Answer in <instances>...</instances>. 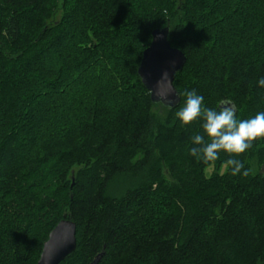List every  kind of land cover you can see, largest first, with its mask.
Masks as SVG:
<instances>
[{
  "label": "trees",
  "instance_id": "trees-1",
  "mask_svg": "<svg viewBox=\"0 0 264 264\" xmlns=\"http://www.w3.org/2000/svg\"><path fill=\"white\" fill-rule=\"evenodd\" d=\"M166 28L174 108L138 76ZM261 76L264 0H0V264H37L63 220L61 264H264V139L221 175L229 154L190 156L201 121L175 118L193 89L250 118Z\"/></svg>",
  "mask_w": 264,
  "mask_h": 264
},
{
  "label": "clouds",
  "instance_id": "clouds-1",
  "mask_svg": "<svg viewBox=\"0 0 264 264\" xmlns=\"http://www.w3.org/2000/svg\"><path fill=\"white\" fill-rule=\"evenodd\" d=\"M256 85L264 88V76L258 78ZM182 96L183 102L175 111V118L184 125L199 119L203 130V135L196 133L190 138L194 146L189 148L188 154L208 161L217 159L221 152L227 153L229 158L225 163L230 173L247 175L244 164L234 157L245 153L257 139H264V111L240 119L230 101L221 100L217 108H208L204 105V97L194 89Z\"/></svg>",
  "mask_w": 264,
  "mask_h": 264
},
{
  "label": "water",
  "instance_id": "water-1",
  "mask_svg": "<svg viewBox=\"0 0 264 264\" xmlns=\"http://www.w3.org/2000/svg\"><path fill=\"white\" fill-rule=\"evenodd\" d=\"M169 34L168 28L153 31L152 42L143 53L138 76L150 92L153 103L174 108L181 100L174 81L183 71L187 58L182 51L171 47ZM76 234L74 222L61 221L50 233L37 264H61L69 258L77 247Z\"/></svg>",
  "mask_w": 264,
  "mask_h": 264
},
{
  "label": "rangeland",
  "instance_id": "rangeland-1",
  "mask_svg": "<svg viewBox=\"0 0 264 264\" xmlns=\"http://www.w3.org/2000/svg\"><path fill=\"white\" fill-rule=\"evenodd\" d=\"M223 164H224V165L219 169V173H220L221 175L225 174V172H226L227 169L229 168V167L226 165L225 162H224ZM214 171H215L214 167H210V168L208 169V175H213L215 172H217V171H215V172H214ZM262 173L264 174V169H263ZM11 209H12L13 211L15 210L14 205H13V207H12ZM100 257H101V255L98 256V257L96 258V261H97V262L99 261Z\"/></svg>",
  "mask_w": 264,
  "mask_h": 264
}]
</instances>
